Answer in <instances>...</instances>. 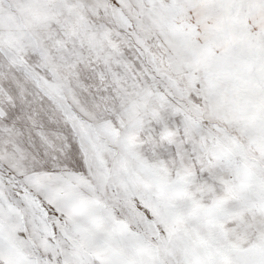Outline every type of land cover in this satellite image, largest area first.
Returning <instances> with one entry per match:
<instances>
[{"label":"snow or ice","instance_id":"snow-or-ice-1","mask_svg":"<svg viewBox=\"0 0 264 264\" xmlns=\"http://www.w3.org/2000/svg\"><path fill=\"white\" fill-rule=\"evenodd\" d=\"M0 264H264V0H0Z\"/></svg>","mask_w":264,"mask_h":264}]
</instances>
